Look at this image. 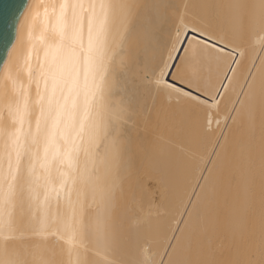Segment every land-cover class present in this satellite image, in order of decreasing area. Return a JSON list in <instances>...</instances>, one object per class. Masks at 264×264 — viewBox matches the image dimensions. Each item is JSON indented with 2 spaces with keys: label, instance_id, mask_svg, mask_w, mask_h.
<instances>
[{
  "label": "snow or ice",
  "instance_id": "6c2138e0",
  "mask_svg": "<svg viewBox=\"0 0 264 264\" xmlns=\"http://www.w3.org/2000/svg\"><path fill=\"white\" fill-rule=\"evenodd\" d=\"M143 7L140 0H36L27 13L33 27L42 21L46 46H26L10 67H0V264H121L115 211L123 147L116 123L124 110L112 109L108 82L117 62L125 63L126 21ZM212 8L264 53V0H223ZM214 35L181 24L151 69L154 87L203 109L209 134L214 122L220 126L225 102L232 105L225 123L242 105L264 112V56L245 65L239 45ZM206 57L216 71L205 78L197 69ZM205 151L179 194L182 211L172 218L158 264H202L194 259L201 237L193 218L208 198L212 172L227 163L218 138ZM143 251L137 264H157L151 245ZM259 255L264 264V240Z\"/></svg>",
  "mask_w": 264,
  "mask_h": 264
},
{
  "label": "bare ground",
  "instance_id": "6f19581e",
  "mask_svg": "<svg viewBox=\"0 0 264 264\" xmlns=\"http://www.w3.org/2000/svg\"><path fill=\"white\" fill-rule=\"evenodd\" d=\"M35 2L30 0L19 27L6 62L9 67L24 47L46 46L40 39L42 21H37L35 27L28 23L27 13ZM140 2L145 7L126 21L125 63L117 62L108 82L107 99L112 109L124 110L116 123L123 147L118 161L115 211L117 256L121 264H137V258L145 254L143 249L151 245V254L158 264L175 227L172 218L182 211L179 194L190 178L193 163L202 167L209 139L218 138L227 163L212 172L208 198L200 206L199 217L193 218L192 226L201 237L194 259L202 264H257L264 240V112L242 105L225 123L232 107L225 102L221 106L220 126L214 122L215 132L209 134L203 109L174 92L154 87L151 69L183 23L207 28L209 34H215L213 39L233 40L244 52L241 59L245 65L264 53L258 43L253 47L234 33L226 18L214 11L212 6L223 0ZM192 71L189 69L186 74L191 76ZM197 71L206 78L214 75L216 64L206 57ZM250 158L254 163H249ZM100 171L103 174V167ZM54 251L59 258V248L54 247Z\"/></svg>",
  "mask_w": 264,
  "mask_h": 264
},
{
  "label": "water",
  "instance_id": "95a60500",
  "mask_svg": "<svg viewBox=\"0 0 264 264\" xmlns=\"http://www.w3.org/2000/svg\"><path fill=\"white\" fill-rule=\"evenodd\" d=\"M30 0H0V67H4Z\"/></svg>",
  "mask_w": 264,
  "mask_h": 264
}]
</instances>
